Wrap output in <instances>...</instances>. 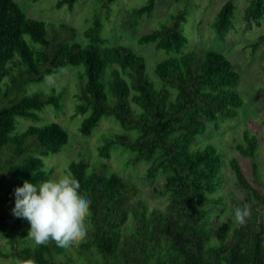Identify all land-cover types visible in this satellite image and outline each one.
<instances>
[{"label": "trees", "instance_id": "trees-1", "mask_svg": "<svg viewBox=\"0 0 264 264\" xmlns=\"http://www.w3.org/2000/svg\"><path fill=\"white\" fill-rule=\"evenodd\" d=\"M77 1L57 0L55 7L66 5L72 10ZM114 1L103 0L101 9ZM156 1L147 0L130 12L149 17ZM236 9L228 0L216 13L212 27L219 39L233 28ZM169 15L167 22L137 40L168 54L154 63L160 80L155 84L142 56L125 45L109 43L99 13L87 19L82 44L71 25L47 27L43 20L26 15L15 0H0V236L9 245L0 248V264H264V182L257 160L258 137L245 129L232 143L237 156L250 161L253 181L238 157L228 158L216 145L191 148L210 124L218 128L238 115L244 103L236 88L239 72L221 52L186 50L185 14ZM243 18L259 25L264 0H249ZM62 30L71 38L59 36ZM257 39L251 44L254 50L264 42V33ZM80 64L85 66V83L76 113L89 112L80 133L89 137L103 117L114 119L120 130L110 131L112 137L98 147L99 157L109 159L115 146L128 151L130 165L147 164L146 178L164 174L159 192L169 201L163 209L150 208L137 197L136 184L102 160L106 174L88 173L84 160H72L65 172L79 180L81 193L92 201L87 235L72 247L62 248L54 241L37 246L27 236L29 222L12 214L15 188L25 180L39 184L52 178L54 170L45 167L43 157L57 153L68 134L54 121L15 130L20 118L39 121L38 111L47 105L61 108L62 95L51 89L10 96L26 92L28 85L66 66ZM107 75L108 91L103 81ZM225 165L250 203L251 215L243 226L235 223L234 213L226 220L217 219L224 205L220 191L227 180ZM243 205L238 202L236 207Z\"/></svg>", "mask_w": 264, "mask_h": 264}, {"label": "rangeland", "instance_id": "rangeland-1", "mask_svg": "<svg viewBox=\"0 0 264 264\" xmlns=\"http://www.w3.org/2000/svg\"><path fill=\"white\" fill-rule=\"evenodd\" d=\"M226 1L228 0H180L179 2L176 0H158L148 17L147 15H134L130 12L131 8L142 6L147 0H115L109 8L102 9L100 6L103 0H78L72 10L68 9L66 5L60 8L55 7L57 0H15L26 15L43 20L47 27L51 23L54 24L53 27H57L61 22L71 25L75 28V39L82 44L86 43L82 32L89 25L87 19L95 13H99L104 21L103 35L109 43L125 45L142 56L146 63V73L155 84L160 83V80L153 71L154 63L168 57V54L164 50H156L152 43L139 45L138 37L167 22L170 13L183 12L186 20L182 23V31L188 38L185 49H212L226 55L233 67L239 72L240 79L236 88L244 100L235 118L221 122L218 128L210 124L208 132L198 136L191 148L202 149L207 144L216 145L226 153L228 158L238 157L248 179L253 181L250 161L237 156L232 147L233 139L235 137L240 139L242 131L246 129L258 137L257 160L260 168L259 174L264 182V42L259 44L255 50L251 46L257 42L258 36L264 33V18L259 25L253 21L248 22L243 18V10L249 0H231L237 6L233 28L221 40L216 36L212 22ZM59 36L71 38L68 32L63 30ZM49 77L55 78L54 84L48 83ZM103 81L106 91H108V75L104 77ZM84 83L85 66L83 64L66 66L59 73L47 76L44 81L28 85L26 92L10 94V98L14 99L24 93L37 91L48 93L52 89L55 93L62 95L61 108L56 109L53 105L45 106L38 111L41 119L37 122L33 119L20 118L21 125L16 128L15 132L21 131L30 124L42 125L51 121L59 123L67 131L68 141L57 153L43 157L45 167L54 170L52 178L63 175L70 161L80 159L86 162L88 173L106 174L102 168L100 161L102 160L116 172L121 173L123 177L134 182L139 191L137 197L144 199L150 208L159 207L163 209L169 201L168 195L159 192L164 181V174L159 173L153 179L146 178L147 164L130 165L127 162L130 153L126 150L123 151L119 146H115L111 150L109 159L99 157L98 147L106 139L112 137L113 134L110 131L120 130L114 119L103 117L89 137L80 133L79 126L89 114V112L76 113V106L81 102L78 95ZM224 172L227 180L220 191L223 195L224 205L218 213L217 219L219 220H226L231 217L238 202L250 206V203L246 201L244 191L236 185L228 165H225ZM0 248L9 249V245L2 236H0ZM0 260L2 259L0 258ZM3 260L10 261L9 258ZM22 263L28 264L26 261H22Z\"/></svg>", "mask_w": 264, "mask_h": 264}, {"label": "clouds", "instance_id": "clouds-1", "mask_svg": "<svg viewBox=\"0 0 264 264\" xmlns=\"http://www.w3.org/2000/svg\"><path fill=\"white\" fill-rule=\"evenodd\" d=\"M48 83L54 84L55 78L49 77ZM91 203L90 197L81 193L79 180L66 171L39 184L25 180L22 186L15 188L12 214L29 222L27 236L35 245L54 241L57 246L67 248L78 245L86 237ZM233 211L235 223L245 225L251 215L250 207L245 204Z\"/></svg>", "mask_w": 264, "mask_h": 264}]
</instances>
